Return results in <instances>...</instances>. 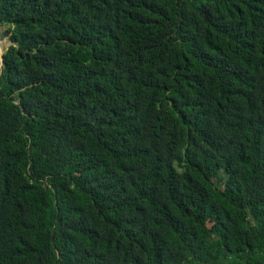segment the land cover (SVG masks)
Here are the masks:
<instances>
[{
    "label": "trees",
    "instance_id": "16d2710c",
    "mask_svg": "<svg viewBox=\"0 0 264 264\" xmlns=\"http://www.w3.org/2000/svg\"><path fill=\"white\" fill-rule=\"evenodd\" d=\"M0 264H264V0H0Z\"/></svg>",
    "mask_w": 264,
    "mask_h": 264
},
{
    "label": "rangeland",
    "instance_id": "374dc122",
    "mask_svg": "<svg viewBox=\"0 0 264 264\" xmlns=\"http://www.w3.org/2000/svg\"><path fill=\"white\" fill-rule=\"evenodd\" d=\"M4 29L5 27L0 25V46L2 47V52L7 48L10 43L8 37L4 36Z\"/></svg>",
    "mask_w": 264,
    "mask_h": 264
},
{
    "label": "water",
    "instance_id": "95a60500",
    "mask_svg": "<svg viewBox=\"0 0 264 264\" xmlns=\"http://www.w3.org/2000/svg\"><path fill=\"white\" fill-rule=\"evenodd\" d=\"M3 52H0V76L3 69Z\"/></svg>",
    "mask_w": 264,
    "mask_h": 264
},
{
    "label": "bare ground",
    "instance_id": "6f19581e",
    "mask_svg": "<svg viewBox=\"0 0 264 264\" xmlns=\"http://www.w3.org/2000/svg\"><path fill=\"white\" fill-rule=\"evenodd\" d=\"M1 42V41H0ZM0 52H2V47L0 46Z\"/></svg>",
    "mask_w": 264,
    "mask_h": 264
}]
</instances>
